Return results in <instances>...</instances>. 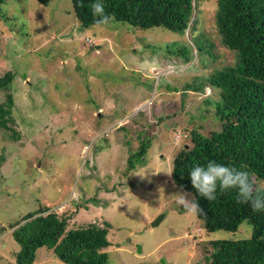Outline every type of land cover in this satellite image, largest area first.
Segmentation results:
<instances>
[{"label": "rangeland", "instance_id": "obj_1", "mask_svg": "<svg viewBox=\"0 0 264 264\" xmlns=\"http://www.w3.org/2000/svg\"><path fill=\"white\" fill-rule=\"evenodd\" d=\"M217 2L194 0L196 20L184 34L114 22L82 30L71 0L0 7V76L14 75L0 103L12 95L10 127L19 134L12 141L0 131V264H14L19 250L9 224L40 205L70 215L69 227L107 222L108 264H204L210 241L250 237L247 224L206 232L175 202L180 188L169 176L192 130H219L217 90L185 91L236 63L217 32ZM195 37L212 44L214 58L197 55ZM144 137L145 160L130 171L127 158ZM34 264L62 263L41 248Z\"/></svg>", "mask_w": 264, "mask_h": 264}, {"label": "trees", "instance_id": "obj_2", "mask_svg": "<svg viewBox=\"0 0 264 264\" xmlns=\"http://www.w3.org/2000/svg\"><path fill=\"white\" fill-rule=\"evenodd\" d=\"M35 1L43 7L50 2ZM92 2L71 0L82 30L95 25ZM5 3L6 0H0V7ZM103 3L105 12L115 17L114 23L140 30L163 28L172 33H190L196 20L194 0H103ZM215 25L222 44L235 53L236 63L216 70L196 84L186 85L185 91L199 92L205 84L217 90L218 99L211 104L219 130L208 136L192 130L190 145L183 146L172 161L170 177L199 201L203 214L196 217L206 232L235 233L242 224L251 227L247 239L210 241L204 264H264V210L254 212L250 204L237 203L234 190L218 191L217 198L208 201L195 192L189 180L194 163L215 160L244 166L252 174L253 185L254 181L264 183V0H218ZM193 40L197 55L214 58L209 41L202 37ZM192 52L189 45V50L181 53L185 62L193 58ZM13 78L11 72L0 76V92L10 88ZM13 106V97L8 94L0 103V131L10 132V139L18 141L19 134L10 127ZM149 141L141 138L137 151L127 158L128 170L143 164ZM255 190L264 193V188ZM70 220V215L57 214L40 205L19 222L9 224L12 239L19 246L14 264H34L41 248L50 250L62 264H108L110 225L104 222L103 227L95 223L69 227Z\"/></svg>", "mask_w": 264, "mask_h": 264}, {"label": "clouds", "instance_id": "obj_3", "mask_svg": "<svg viewBox=\"0 0 264 264\" xmlns=\"http://www.w3.org/2000/svg\"><path fill=\"white\" fill-rule=\"evenodd\" d=\"M90 9L97 27L115 21L113 15L105 12L103 0H93ZM189 180L195 192L208 201H214L218 191L223 193L234 190L237 203L250 204L254 212L264 210V193L254 191L252 174L244 166L235 167L215 160L194 163L189 172ZM172 196L188 214L192 216L203 214L199 201L190 193L184 192L183 187Z\"/></svg>", "mask_w": 264, "mask_h": 264}, {"label": "water", "instance_id": "obj_4", "mask_svg": "<svg viewBox=\"0 0 264 264\" xmlns=\"http://www.w3.org/2000/svg\"><path fill=\"white\" fill-rule=\"evenodd\" d=\"M161 217H158L155 221L152 222V226H155L158 224V222L160 221ZM137 250L138 252H140V247L137 245Z\"/></svg>", "mask_w": 264, "mask_h": 264}]
</instances>
